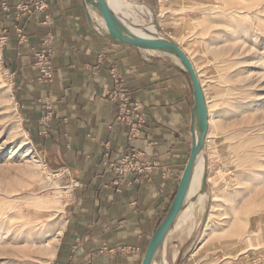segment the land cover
<instances>
[{
    "label": "crops",
    "instance_id": "crops-1",
    "mask_svg": "<svg viewBox=\"0 0 264 264\" xmlns=\"http://www.w3.org/2000/svg\"><path fill=\"white\" fill-rule=\"evenodd\" d=\"M20 2L29 0H0L3 54L15 97L43 159L67 171L74 183L52 264H142L171 208L195 141L191 77L168 55L148 54L111 37L86 0H46V11L18 21ZM46 14L51 21L45 23ZM47 33L55 36L52 81L40 79L34 58ZM113 67L146 112V132L139 141H129V128L116 120L117 104L108 99ZM47 101L53 115L45 125ZM136 150L152 162L151 171L122 177L116 184L119 177L110 161ZM192 196L158 252L165 249L170 264H221L216 260L220 255L203 253L193 234L183 233L185 214L195 206ZM240 264H264V255Z\"/></svg>",
    "mask_w": 264,
    "mask_h": 264
},
{
    "label": "rangeland",
    "instance_id": "rangeland-1",
    "mask_svg": "<svg viewBox=\"0 0 264 264\" xmlns=\"http://www.w3.org/2000/svg\"><path fill=\"white\" fill-rule=\"evenodd\" d=\"M128 2L149 8L159 35L185 50L207 100V198H189L184 235L221 264L264 255V0ZM123 10L148 20L137 6ZM2 41L0 33V264H52L74 183L29 135ZM155 257L162 264L161 251Z\"/></svg>",
    "mask_w": 264,
    "mask_h": 264
},
{
    "label": "water",
    "instance_id": "water-1",
    "mask_svg": "<svg viewBox=\"0 0 264 264\" xmlns=\"http://www.w3.org/2000/svg\"><path fill=\"white\" fill-rule=\"evenodd\" d=\"M86 1L91 5H96L99 7L100 12L105 19L107 30L111 37L123 43L137 46L143 49H158L165 51L168 54L174 52L181 59L184 64V67H182L189 73L191 77L195 98V120H197L200 136L198 140L195 139L192 145L191 153L171 208L152 236L145 252L142 264H152L156 252L165 243L168 232L177 220L180 211L184 207L196 155L201 148H204L206 144L210 118L204 88L199 78V74L197 73V70L193 64V61L178 43L169 38H147L136 36L125 29L124 25L121 23L118 16L113 12L106 0ZM206 182L207 179L206 176H204L201 187L202 191H204L206 188Z\"/></svg>",
    "mask_w": 264,
    "mask_h": 264
},
{
    "label": "built area",
    "instance_id": "built-area-1",
    "mask_svg": "<svg viewBox=\"0 0 264 264\" xmlns=\"http://www.w3.org/2000/svg\"><path fill=\"white\" fill-rule=\"evenodd\" d=\"M48 8L46 0H29V2H20L17 5L16 19L21 21L24 17L32 15L36 11L44 12ZM4 10H8V6L4 5ZM51 21L48 14L45 15V23ZM20 40L26 42L25 35L21 26H16ZM54 42L55 36L52 33H47L42 40L40 49L34 53L35 65L40 72V79L43 81H52L55 76L54 71ZM113 80V87L107 92L108 99L117 104L118 114L116 120L129 128V141H139L146 132L147 115L140 102L131 99L124 86L123 74L113 67L110 70ZM47 112L42 117V123L47 125L52 118L50 103L47 101ZM46 134L47 131H44ZM107 148L109 144L106 145ZM108 151L106 155H108ZM152 162L145 158V154L140 151H132L116 161H110L109 167L113 169L118 179L116 184L119 185L120 179L131 174L139 176L147 175L152 169Z\"/></svg>",
    "mask_w": 264,
    "mask_h": 264
},
{
    "label": "bare ground",
    "instance_id": "bare-ground-1",
    "mask_svg": "<svg viewBox=\"0 0 264 264\" xmlns=\"http://www.w3.org/2000/svg\"><path fill=\"white\" fill-rule=\"evenodd\" d=\"M106 1L109 4V6L111 7V9L113 10V12L118 16L119 20L121 21V23L124 25L125 29L128 32L133 33L136 36L147 37V38H165L163 35H161V36L159 35L160 34L159 31L157 30V28L154 25L153 13L151 12V10L149 8L142 6L140 4H136V5L134 4L133 5L132 3L128 2V0H106ZM89 6L91 7V11H92L95 19L97 20V22H99V24H101L105 29H107L105 19L99 10V7L96 5H91V4H89ZM123 6H125L127 8H129V7L131 8L132 6H137V8L139 9L140 12H142L148 16V20L142 21V20H139L137 17L135 20H133V17H135V16H132L133 21L129 20V18L131 17V14L124 11ZM145 50L150 52V53H162V52L166 53L165 51L158 50V49L152 50V49L146 48ZM167 55H168V53H167ZM169 55H171L172 57H175L177 63H179L181 66L184 67L183 62L174 52H171ZM207 134H208V132H207ZM199 136H200V131H199V127L197 125V120H195V139L198 140ZM206 140H207V138H206ZM203 149L204 148H201L199 150V152L197 153L196 158H195L194 167H193L192 176H191V181H190V185H189V188H188V191L186 194L184 207L187 204L188 197L191 195H197V197H196L197 201H200L202 199L204 200L207 198V194L201 190L203 178H204V176H206V172L204 169V159H203V155L201 154L203 152ZM184 207H183V209H184ZM183 209L180 211L178 217L184 216L185 210H183ZM193 212H194V206H193V208H190L186 212V214H185L186 217L184 218V220L186 221L187 219L191 218L193 215ZM54 254H55V250L53 249L52 256H54ZM158 259H160V258H158ZM158 259H157V257H154L152 264H161L158 261ZM162 264H169L167 261V258H166L165 249H164L163 254H162Z\"/></svg>",
    "mask_w": 264,
    "mask_h": 264
}]
</instances>
